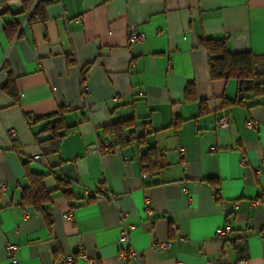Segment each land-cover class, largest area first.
Here are the masks:
<instances>
[{
    "label": "crops",
    "instance_id": "0c3cea01",
    "mask_svg": "<svg viewBox=\"0 0 264 264\" xmlns=\"http://www.w3.org/2000/svg\"><path fill=\"white\" fill-rule=\"evenodd\" d=\"M131 25L141 45H127ZM204 37L261 58L264 76V0H0V264L9 245L18 264L80 251L96 264H236L242 241L247 264H264V85L211 80ZM57 120L66 132L51 153ZM125 120L144 142L113 145L107 129ZM26 172L43 175L48 221L21 206ZM126 246L139 258L118 259Z\"/></svg>",
    "mask_w": 264,
    "mask_h": 264
},
{
    "label": "trees",
    "instance_id": "16d2710c",
    "mask_svg": "<svg viewBox=\"0 0 264 264\" xmlns=\"http://www.w3.org/2000/svg\"><path fill=\"white\" fill-rule=\"evenodd\" d=\"M46 2H44L45 5ZM42 4L37 3V5L34 7L32 13H31V20L34 21L35 19L42 23L45 20V17L43 16L41 6ZM40 16V18H39ZM198 45L200 48H202L204 51H206L208 56V68H209V75L210 79L213 81L218 80H225L228 81L230 79H235L238 82L242 80H248L250 83H252L251 89L258 92V88L261 85H264V76L262 74L260 75V69H261V63L262 59L256 56H252L250 53H241L236 54L232 53L230 50L227 49L225 43L222 40L218 39H211V38H205L200 39L198 41ZM256 81H261L260 83H255ZM9 85L5 86L4 90L6 93L11 96H14V92L10 90L8 87ZM195 87L193 85L188 86L184 93H185V99L186 100H194L195 99ZM58 114L54 113L51 114V116L46 117V119L50 120L53 117H56ZM130 120H125L124 122L114 125L110 127L109 132L110 136L115 138V143L113 145H124L125 144V137L126 142H144L143 134H137L135 130L128 131L127 135H125V132H123L124 128H133L134 126L130 124ZM128 124V125H127ZM50 128L45 129L49 133L50 138L42 143H48L47 148H49V152L53 153L57 151V146L59 141L65 136L66 129L64 125L61 123V121L57 120L52 122L49 125ZM126 128V129H127ZM105 131V130H104ZM40 146L41 143H40ZM152 150L150 149L147 156L141 155V162L142 166L141 168L149 169V166L143 165L145 162L146 157L150 158L152 156ZM48 151L44 150L42 155L45 156V154ZM27 178V187L24 189L23 194L21 196V206L22 207H32L33 210H35L36 213H39L45 217V219L48 221L47 214L45 213V210L42 209L43 204H46L50 197L49 192L46 191L44 185H43V175L39 176L32 173H25Z\"/></svg>",
    "mask_w": 264,
    "mask_h": 264
},
{
    "label": "built area",
    "instance_id": "2783aa9c",
    "mask_svg": "<svg viewBox=\"0 0 264 264\" xmlns=\"http://www.w3.org/2000/svg\"><path fill=\"white\" fill-rule=\"evenodd\" d=\"M128 39H127V45H132V43H137L139 45H141L144 42V35L138 34L135 32V28L133 25H131L129 32H128ZM83 94L84 97L86 98L87 96H89L90 92H89V87L88 86H84L83 87ZM227 116L225 114H222V116L220 117V119L218 120V126L219 127H226L227 126ZM247 126L249 127H254L255 124L253 122H247L246 123ZM10 136H13V133L10 134ZM102 152V150H100V148L98 146L95 147H91L88 150H86V155H100ZM183 150L180 149L178 151V156L182 157ZM243 163V161H242ZM181 166H183V168L186 169V166H184V164L182 163ZM1 190H4V187H1ZM146 201V200H145ZM147 202V201H146ZM258 204V202H256V205ZM237 205V203L235 204V206ZM147 213L150 215L152 214L151 211L149 209H147ZM27 215V214H26ZM72 211H68L67 213H65L62 218L63 220H71L72 219ZM230 231V227L228 225H226V227L224 228H217L214 231V237L217 239V241L223 242L224 239L226 238V234ZM129 232L124 228L121 227V231L119 233V241L123 242L124 244H127V238H128ZM169 242L166 241L164 243H159V244H155L153 246V250H166V248L168 247ZM237 251H238V261L236 262V264H247L248 260L246 259L245 256V244L244 242H240L239 246L236 247ZM17 250V247L9 245L6 246L5 249V258L8 260V264H18L17 260L14 259V252ZM139 258L138 253H136L131 247L126 246L124 247L121 251L118 252V259H120L121 261H124L125 263L127 262H131V261H135L136 259ZM77 259L80 260H86L89 264H96V260L95 258H89L83 251L78 252L76 255H70V256H59L58 259L56 260V264H74L76 262ZM177 264H182L181 262H177ZM220 264H223L222 262Z\"/></svg>",
    "mask_w": 264,
    "mask_h": 264
},
{
    "label": "water",
    "instance_id": "95a60500",
    "mask_svg": "<svg viewBox=\"0 0 264 264\" xmlns=\"http://www.w3.org/2000/svg\"><path fill=\"white\" fill-rule=\"evenodd\" d=\"M239 85H241V89H247L248 85H250V81L248 80H242L239 82ZM74 165L73 164H65V166L60 168L61 174L66 178L70 179L71 181L76 182L75 179V173L73 171Z\"/></svg>",
    "mask_w": 264,
    "mask_h": 264
}]
</instances>
